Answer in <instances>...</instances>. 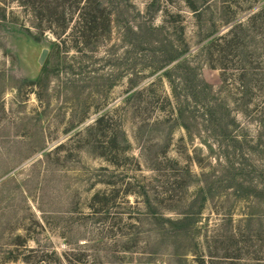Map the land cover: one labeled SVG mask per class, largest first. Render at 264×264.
I'll list each match as a JSON object with an SVG mask.
<instances>
[{"label": "rangeland", "instance_id": "obj_1", "mask_svg": "<svg viewBox=\"0 0 264 264\" xmlns=\"http://www.w3.org/2000/svg\"><path fill=\"white\" fill-rule=\"evenodd\" d=\"M220 1L194 0L198 22L188 0H102L111 33L81 53L74 0H0V264H264V63L202 55L217 122L196 112L190 136L164 101L170 68L152 73L171 15L195 55ZM127 24L163 30L127 43Z\"/></svg>", "mask_w": 264, "mask_h": 264}, {"label": "trees", "instance_id": "obj_2", "mask_svg": "<svg viewBox=\"0 0 264 264\" xmlns=\"http://www.w3.org/2000/svg\"><path fill=\"white\" fill-rule=\"evenodd\" d=\"M231 3L230 0H221L219 6L215 5V15L220 18V23H213L206 35L202 37L201 43L203 45L199 48V52L195 55H191V46L189 45L185 26L182 24L180 15H171V22L168 24L175 29L176 33H179L178 39L173 38V34H170L169 38L159 43L165 46L166 54H162V50L159 49V55H167L165 58L157 59V68L152 73L160 71L166 67L170 69L163 74L169 84L171 91L170 97H165V102L171 108L173 115L178 120L182 121L181 127L189 133L190 128L186 125V120H193V123L197 121L196 112L200 111L202 114L199 116L202 119L203 125L213 126L216 121L217 111L215 109L213 98L210 97V92H213V88L206 84L201 78V67L199 66L198 59L205 56L207 65L212 66L215 69L216 66H228L222 64L225 62L226 55H232L236 53V57H242L243 66H263L264 61V34L256 33V29H264V6L259 9H255L263 0H234ZM252 1V2H251ZM76 3L78 18L76 21L75 37L77 51L85 52V49L89 47V42L92 39H100L104 33H111L112 20L109 16L105 17V5L102 0H74ZM187 7L192 11L194 17L198 22L203 20L204 12L200 10L194 0H188ZM209 11L212 9L210 6L207 8ZM251 12L244 20L236 21L237 17L241 13ZM213 15V14H212ZM226 20H225V19ZM221 24L223 27L230 26L229 29L223 33L218 34V25ZM65 27V26H64ZM165 28V27H164ZM163 28L161 27H150L133 26L127 24L122 28V37L125 42H130L131 38H137L142 44L145 40V36L151 32H157L160 34ZM29 37L35 42H40V37L33 34L30 30H27ZM258 37L262 40L258 41ZM78 38V41H77ZM250 41L252 44H250ZM166 42V44H165ZM261 46V47H260ZM263 47V48H262ZM59 45L53 44V54L59 53ZM263 50V52H262ZM222 54V57L221 55ZM223 61V62H222ZM231 63V62H229ZM234 63V62H233ZM224 69V68H221ZM48 72V66L42 68V74ZM223 83H227V77L222 74ZM42 75L38 78L37 84L41 83ZM205 95V98L201 100L199 96ZM248 102H243V105L247 107ZM107 116L99 117L95 124L98 126L105 121ZM232 123L236 124V118L232 117ZM253 123L257 126L264 128V117L259 119L256 118ZM100 195H96L94 200H98ZM199 214V213H198ZM163 222L169 225L185 226L187 222H197L196 215L189 214L182 219L178 220H166L160 218V225L162 228L165 226ZM183 228V227H182Z\"/></svg>", "mask_w": 264, "mask_h": 264}, {"label": "water", "instance_id": "obj_3", "mask_svg": "<svg viewBox=\"0 0 264 264\" xmlns=\"http://www.w3.org/2000/svg\"><path fill=\"white\" fill-rule=\"evenodd\" d=\"M46 55H47V52L45 51V52L43 53V56H42L41 64H43V63H44L43 61H44V59H45Z\"/></svg>", "mask_w": 264, "mask_h": 264}]
</instances>
